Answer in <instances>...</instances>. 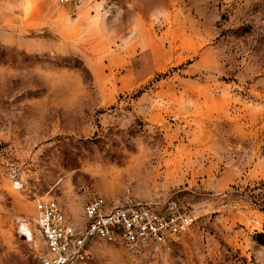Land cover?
<instances>
[{"label":"rangeland","instance_id":"obj_1","mask_svg":"<svg viewBox=\"0 0 264 264\" xmlns=\"http://www.w3.org/2000/svg\"><path fill=\"white\" fill-rule=\"evenodd\" d=\"M127 194L192 225L80 264H264V0H0V264H39L37 200L80 231Z\"/></svg>","mask_w":264,"mask_h":264},{"label":"built area","instance_id":"obj_2","mask_svg":"<svg viewBox=\"0 0 264 264\" xmlns=\"http://www.w3.org/2000/svg\"><path fill=\"white\" fill-rule=\"evenodd\" d=\"M35 211L33 221L45 244L39 264H80L88 257L87 246L94 239L118 243L135 253L147 246L156 252L169 239L186 233L193 222L174 200L161 212L156 205L136 202L128 194L112 202L93 197L85 204V227L80 231L67 221L56 200H37ZM22 234L32 240V233Z\"/></svg>","mask_w":264,"mask_h":264},{"label":"bare ground","instance_id":"obj_3","mask_svg":"<svg viewBox=\"0 0 264 264\" xmlns=\"http://www.w3.org/2000/svg\"><path fill=\"white\" fill-rule=\"evenodd\" d=\"M23 231H24V234L31 233L30 228H28L26 225H24Z\"/></svg>","mask_w":264,"mask_h":264}]
</instances>
